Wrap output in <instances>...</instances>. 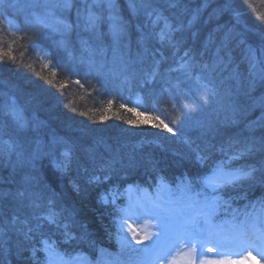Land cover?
I'll list each match as a JSON object with an SVG mask.
<instances>
[{"label": "trees", "instance_id": "16d2710c", "mask_svg": "<svg viewBox=\"0 0 264 264\" xmlns=\"http://www.w3.org/2000/svg\"><path fill=\"white\" fill-rule=\"evenodd\" d=\"M217 166L257 171L213 192ZM128 186H162L180 223L206 198L215 223L264 219V0L0 3V264H49L42 239L90 264L149 263L145 244L121 243Z\"/></svg>", "mask_w": 264, "mask_h": 264}, {"label": "snow or ice", "instance_id": "6c2138e0", "mask_svg": "<svg viewBox=\"0 0 264 264\" xmlns=\"http://www.w3.org/2000/svg\"><path fill=\"white\" fill-rule=\"evenodd\" d=\"M0 3H3V0H0ZM67 6V5H65ZM174 6V5H173ZM162 17H157V19H161ZM88 22L90 25L95 24L96 18L93 16L88 17ZM65 27L70 28V25H65ZM120 28L114 27L113 28V35L119 36L120 34ZM178 31V29L171 28L170 25L165 22V28L161 30L159 33V40L161 44H170L173 47L176 45L173 44V37L171 35L172 32ZM189 53L185 52V56H188ZM14 59V57H13ZM159 63V62H157ZM53 67V76H55V65ZM191 65L187 62L182 63L180 65V69L188 72ZM44 68H48V64L46 63L44 65ZM37 75H40V73H37ZM50 84H52L53 87H56L52 81H48ZM74 83L79 84V81H75ZM68 86V81H65L59 85V88L63 90L65 87ZM82 87V86H81ZM110 103V102H109ZM123 107V105H122ZM187 107V106H185ZM73 111L76 109L73 108ZM130 111L132 109H129ZM173 124L176 123V120L172 121ZM161 124H163V121H161ZM165 128H167L168 132H173V129L168 127L167 124L163 125ZM7 144L8 151H13V146L11 144H8L7 141L4 142ZM63 156L66 158V162H62L60 164H57V168L60 169H66L67 168V161L70 158V153L68 151H65L63 153ZM257 171L255 167H249L248 169H238L236 171L226 172L224 171L223 166H217L216 169L213 170V173L211 176L206 177L203 180V183L206 187L210 188L213 192H216L218 189L224 188L226 186L235 185L238 182L245 181V180H251L254 179V173ZM107 179V177H105ZM99 177H93L92 181H98ZM191 182H188V185L190 187ZM10 195L8 192L0 193V199H3L4 197ZM17 196L23 197L25 195V192L18 191L16 193ZM197 196L200 195V193L196 194ZM102 200L104 202H107L106 198L102 197ZM216 205L215 198L213 201L209 202L207 198L205 199L204 203L201 205L199 210L195 211L190 217L183 219V222L180 223L177 220L176 215L174 214V211L172 209H168L163 207L159 203H152L150 208L144 209V215L148 216L150 220H156L157 224L155 227H157L158 231L155 233L157 236L156 241L153 242V245L147 246L145 251L146 253H151L155 256L157 261H163L166 259L167 255L171 252L173 248H177V245H183L187 248L186 252H180L179 249H177L178 253L186 258V264H197V257L203 256V250L207 243L211 242V238L213 236L212 226L209 225V228L207 230V236H205L204 232L199 228V218L203 217L205 223H208L209 217L211 215V209L214 208ZM131 211V209L127 210ZM127 211L125 214L127 215ZM133 215L136 213L133 212ZM131 218L130 216L128 217ZM140 217L137 216V219ZM45 221L48 222L49 225L54 226L56 228L63 227L65 229V232L63 235L65 236L66 240L75 239L68 231V224H61V222L57 219V215L55 213L49 212L46 216L43 217ZM177 224H179V227H177ZM39 227V225H38ZM120 230L121 232L124 231L125 228L128 229V232L131 233L132 239L136 240L137 243H140L141 240H146L151 238L153 235L152 232H149L148 229L150 227L149 221H146L143 226L139 229V231H143L145 233L144 236L140 237L138 235V230L132 228L130 225L127 224V221L122 219L120 222ZM29 231H32V229H29ZM256 232L259 233V238H264V230L260 228H256ZM42 245H44V248L42 249L47 253L48 256V262L51 264V261L53 257L59 256V253L56 252L53 241L52 243H49L48 239H42L40 241ZM122 244H129L130 241L128 240V236L125 234L121 238ZM199 248V252H198ZM212 248H209L208 251H212ZM36 250H34L35 252ZM83 258L80 256L74 257L73 260H63L62 257H60V264H74V262L81 261ZM172 264H175V259H173ZM199 264H234V262L228 261H206L204 259H199Z\"/></svg>", "mask_w": 264, "mask_h": 264}, {"label": "rangeland", "instance_id": "374dc122", "mask_svg": "<svg viewBox=\"0 0 264 264\" xmlns=\"http://www.w3.org/2000/svg\"><path fill=\"white\" fill-rule=\"evenodd\" d=\"M54 3L49 5L51 8L54 6ZM10 112L16 117L17 121H21V112L19 109L13 104L9 103ZM128 194L131 201V211L128 212L126 221L127 224L132 228L138 230V235L140 237L144 236L145 233L143 231H139L141 226L144 225L146 221L149 223H153L156 225V220H150L148 216L144 215V209L150 208L151 204L150 195L147 190H143L140 194L133 193L132 189H128ZM163 196L168 198L167 193L160 189L157 192L155 199L153 202L164 205L161 203L163 200ZM165 208L169 209V206H165ZM217 207L215 206L211 210V215L209 217L208 223H205L204 218H199V228L204 232L205 236H207V230L209 228V223H211L212 217L214 216ZM136 214L133 215L132 213ZM131 217L130 219L128 217ZM137 216L140 218L137 219ZM242 223L232 222L226 225L212 224L213 236L211 238V242L207 243L203 250V256L197 257V264H199V259H204L206 261H231L234 264H264V238H257L259 233L256 232V228H260L264 230V220L258 222L257 217L253 218V221L250 224H246L247 222L241 221ZM149 232H152L153 235L151 238L146 240H141L140 243H137L136 240L132 239V235L128 232V229L125 228L123 231V235L128 236V240L131 242L130 245L137 244H145V246L153 245V242L156 241L158 229L149 228ZM129 245V244H123ZM209 248H212V251H208ZM179 249L180 252H186L187 248L183 245H177V248H173L171 252L167 255L166 259L163 261H157L155 256L151 254V262L147 264H172L173 259H175V264H186V258L180 255L177 251ZM199 252V248H198ZM82 257L83 259L78 262H74V264H88V259H85L84 255L78 254L76 255ZM60 257L63 260H73V259H65L62 255L59 254L57 257H53L52 264H60ZM147 261V260H146ZM145 261V262H146Z\"/></svg>", "mask_w": 264, "mask_h": 264}]
</instances>
